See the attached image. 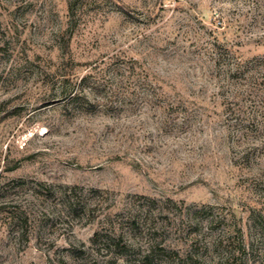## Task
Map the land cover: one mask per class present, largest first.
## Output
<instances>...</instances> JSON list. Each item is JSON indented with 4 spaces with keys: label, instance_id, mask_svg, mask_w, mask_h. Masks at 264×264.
Returning a JSON list of instances; mask_svg holds the SVG:
<instances>
[{
    "label": "rangeland",
    "instance_id": "1",
    "mask_svg": "<svg viewBox=\"0 0 264 264\" xmlns=\"http://www.w3.org/2000/svg\"><path fill=\"white\" fill-rule=\"evenodd\" d=\"M73 1L0 0V264H264V87L235 121L213 52L264 56V0Z\"/></svg>",
    "mask_w": 264,
    "mask_h": 264
},
{
    "label": "trees",
    "instance_id": "2",
    "mask_svg": "<svg viewBox=\"0 0 264 264\" xmlns=\"http://www.w3.org/2000/svg\"><path fill=\"white\" fill-rule=\"evenodd\" d=\"M76 0L68 3V11L70 14L73 13L74 6L76 5ZM216 55H219L217 62L219 66L221 65L223 69L222 71V82L221 86L226 88L229 94V97H225L227 111L231 117H236L237 120L238 114H236L235 110L241 112L242 107L232 108L234 105L237 106V100L243 98L246 101H251L252 93L255 89L258 90L260 87H264V56L253 57L248 60L242 61L228 49H224L223 51L213 50ZM130 72H133V67H130ZM149 88V95L152 97L155 93L153 87L151 85H147ZM219 86V87H221ZM226 91V92H227ZM118 94V93H117ZM257 96L256 94H253ZM70 96V95H69ZM76 96L74 93L71 97ZM235 100V101H234ZM234 101V102H233ZM254 105V102H252ZM168 105H166L167 107ZM142 200V202L140 201ZM170 201V200H167ZM158 200L149 199L145 197L138 198L137 201L132 203V208L134 209L133 213H128L127 216H124V222L121 224H125L126 228L131 230V234L133 236L136 235L134 231H140L142 234V228L144 229L143 235L146 238V246L144 247V254L142 255V260L148 259L151 255V251L155 246V237L158 232V228L156 227L157 218L162 216L163 207L158 206L156 203ZM75 203L68 202V208L74 209ZM17 221L22 224V227H26L27 219L22 217H17ZM156 221V222H155ZM153 229V230H152ZM152 230V231H151ZM150 236V237H149ZM115 236L109 237L107 235H102L99 232H95L92 236V242L97 244L98 242H113ZM113 246L119 249V244L113 243ZM120 252V251H117Z\"/></svg>",
    "mask_w": 264,
    "mask_h": 264
}]
</instances>
